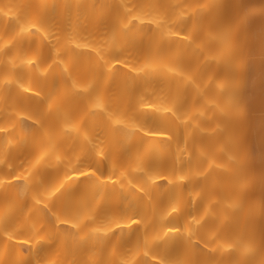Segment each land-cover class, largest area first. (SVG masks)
<instances>
[{"label": "bare ground", "instance_id": "1", "mask_svg": "<svg viewBox=\"0 0 264 264\" xmlns=\"http://www.w3.org/2000/svg\"><path fill=\"white\" fill-rule=\"evenodd\" d=\"M0 264H264V0H0Z\"/></svg>", "mask_w": 264, "mask_h": 264}, {"label": "snow or ice", "instance_id": "2", "mask_svg": "<svg viewBox=\"0 0 264 264\" xmlns=\"http://www.w3.org/2000/svg\"><path fill=\"white\" fill-rule=\"evenodd\" d=\"M82 175H88V173H83ZM133 223H136V221H133Z\"/></svg>", "mask_w": 264, "mask_h": 264}]
</instances>
